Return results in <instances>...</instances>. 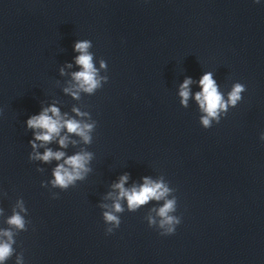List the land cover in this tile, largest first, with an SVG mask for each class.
Returning a JSON list of instances; mask_svg holds the SVG:
<instances>
[{
    "label": "clouds",
    "instance_id": "1",
    "mask_svg": "<svg viewBox=\"0 0 264 264\" xmlns=\"http://www.w3.org/2000/svg\"><path fill=\"white\" fill-rule=\"evenodd\" d=\"M259 2V0H256ZM92 47L90 40H79L74 45V51L79 53L75 57V63L80 67L79 71L73 72L72 80L75 82L73 88H65L66 93H70L73 97L78 98L79 92L83 91L88 94H93L96 90L102 88L103 84L107 83V76H100L99 70L94 66L93 54L89 51ZM67 67L71 68L72 65L68 64ZM100 68L106 69L107 63L102 59ZM61 75H64V70L61 69ZM191 78H186L180 85L179 96L181 103L185 107L191 96L190 85L192 84ZM200 91L195 93L194 99L199 105L200 111L203 115L200 117V124L208 129L212 127L213 121L217 124L220 123L221 113L225 115L229 107H235L242 100V93L246 90L245 85L242 83H234L231 91L228 93L227 99L220 92L216 80L213 78L211 72H206L199 80ZM73 112L77 116H86L87 113L80 112L79 109L73 108ZM60 113V110L55 106L44 108L38 115H32L27 119V127L34 130V139L30 141L33 150L38 146L51 143L53 140L58 139V144L61 148H66L69 143L68 135H61L62 130L66 129L68 134H75L79 136L84 143L91 142L90 133L95 127V122L86 123L81 120L73 118H65ZM260 139L264 141V132L261 133ZM39 142V145L37 144ZM75 143V141H71ZM92 154L89 152H79L71 156H66L63 151H53L46 148L43 154L34 152L30 159L41 160L50 162L52 160L61 161L53 170L54 179L51 181L54 187L58 186L61 189H68L69 185H74L75 181L84 179V176L90 169L87 167L88 162L91 160ZM128 174L120 177L119 181L112 185L113 189L118 190V195L111 206V210L103 212V220L108 227L106 233L111 234L115 229L119 228L121 224L120 216L118 213L124 211L121 200L127 201L129 211L135 212L141 206L147 205L150 201H163L162 206L153 209L156 216L149 215L146 219L149 227L159 229L160 235L167 236L174 234L177 225L181 223V217L175 215L177 211V198H168L171 189L164 183L163 180L154 181L149 177L143 178V184L140 186H133L132 188H125L128 181ZM112 193H109V197ZM108 208L107 205H102ZM21 211L24 209L22 202H20ZM7 223L10 228L0 231V236L6 239L0 240V264H4L13 252V232L11 227L18 230H26L25 219L19 213L15 212L8 219ZM22 255L17 257V264H22Z\"/></svg>",
    "mask_w": 264,
    "mask_h": 264
}]
</instances>
